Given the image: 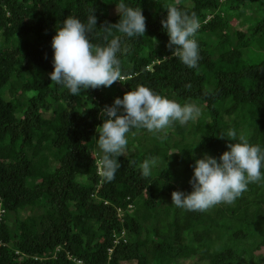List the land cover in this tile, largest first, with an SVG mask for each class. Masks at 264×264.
Masks as SVG:
<instances>
[{"label": "trees", "instance_id": "trees-1", "mask_svg": "<svg viewBox=\"0 0 264 264\" xmlns=\"http://www.w3.org/2000/svg\"><path fill=\"white\" fill-rule=\"evenodd\" d=\"M120 3L142 10L143 37L101 28L120 20L111 12ZM166 4L199 22L196 68L167 47ZM93 10L90 42L120 39L124 79L73 96L48 75L52 39L68 16L86 24ZM138 85L200 115L157 134L132 129L106 182L95 164L101 111ZM229 129L264 149V0H0V264H264L255 256L264 248V183L203 212L172 205L173 191L193 190L197 159H218L236 142ZM152 157L144 178L140 165ZM123 229L128 241L114 245Z\"/></svg>", "mask_w": 264, "mask_h": 264}, {"label": "clouds", "instance_id": "clouds-1", "mask_svg": "<svg viewBox=\"0 0 264 264\" xmlns=\"http://www.w3.org/2000/svg\"><path fill=\"white\" fill-rule=\"evenodd\" d=\"M163 7L167 17L161 24L170 37L167 47L187 67H198L199 46L194 37L199 22L195 14L181 11L175 4ZM94 12H90L86 24L76 16H68L57 26V34L52 39L54 71L48 75L52 83L64 86L73 96H79L84 89L110 87L122 79L117 58V53L121 51L120 39L114 37L104 46L90 42V34L97 26ZM117 13L120 16L117 23L105 21V26L101 27L109 36L113 29L129 38L144 36L146 18L139 7L120 3L117 4ZM186 87L190 88L191 85ZM199 115L200 108L196 105H181L144 85L126 92L122 99L115 98L113 105L102 109L104 122L97 128L99 138L96 143L102 153L100 159H95L98 174L106 182L114 180L115 173L121 168L117 158L125 154L128 144L126 134L132 129H146L157 134L173 122L178 121L183 126ZM226 137L236 142L229 143V150L218 159L207 153L197 159L193 166L194 175L189 181L193 190L190 193L173 191L172 205L187 211L203 212L220 203H234L248 190L250 183H264V174L261 172L264 149L258 144H250L242 134L238 137L235 129H229ZM219 138L225 136L220 135ZM156 164V157L145 160L140 165L142 176L149 177L151 168ZM118 210L123 218L122 210Z\"/></svg>", "mask_w": 264, "mask_h": 264}, {"label": "rangeland", "instance_id": "rangeland-1", "mask_svg": "<svg viewBox=\"0 0 264 264\" xmlns=\"http://www.w3.org/2000/svg\"><path fill=\"white\" fill-rule=\"evenodd\" d=\"M114 14H117V8L113 9L111 11ZM264 255V248L261 249L260 251L255 252L256 258H261ZM137 262H126V264H136ZM177 264H206V262L199 260V258H193L189 260H179Z\"/></svg>", "mask_w": 264, "mask_h": 264}, {"label": "built area", "instance_id": "built-area-1", "mask_svg": "<svg viewBox=\"0 0 264 264\" xmlns=\"http://www.w3.org/2000/svg\"><path fill=\"white\" fill-rule=\"evenodd\" d=\"M122 79L124 78L122 77ZM113 237H114V245H118L121 239H123L124 242L128 241L126 232L124 230L121 232L120 236H118L117 234H114ZM112 252H113V249H109V253L111 254Z\"/></svg>", "mask_w": 264, "mask_h": 264}]
</instances>
